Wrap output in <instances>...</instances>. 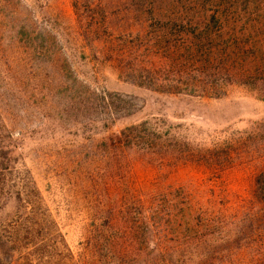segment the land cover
Segmentation results:
<instances>
[{
    "label": "rangeland",
    "instance_id": "obj_1",
    "mask_svg": "<svg viewBox=\"0 0 264 264\" xmlns=\"http://www.w3.org/2000/svg\"><path fill=\"white\" fill-rule=\"evenodd\" d=\"M171 4L0 0L1 134L34 194L0 206V264L263 254L264 92L187 95L168 81L151 35L152 10ZM141 124L144 139L120 135Z\"/></svg>",
    "mask_w": 264,
    "mask_h": 264
},
{
    "label": "trees",
    "instance_id": "obj_2",
    "mask_svg": "<svg viewBox=\"0 0 264 264\" xmlns=\"http://www.w3.org/2000/svg\"><path fill=\"white\" fill-rule=\"evenodd\" d=\"M174 1L165 16L157 8L152 10L156 22L152 43L160 46L168 62L167 80L180 84L187 95L215 96L228 86L264 92V0H179L176 5L184 7L185 1L188 6L177 9L181 13L173 9ZM78 2H73L75 11ZM146 127L132 126L120 135L144 139ZM2 130L0 125V206L12 196L34 195L28 179L12 166L13 141L8 136L10 143H6ZM211 155L200 157L209 171L216 166ZM251 264H264V249Z\"/></svg>",
    "mask_w": 264,
    "mask_h": 264
}]
</instances>
